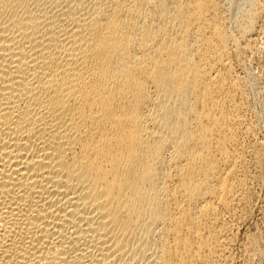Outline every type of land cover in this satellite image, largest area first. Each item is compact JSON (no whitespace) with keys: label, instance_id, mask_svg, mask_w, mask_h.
<instances>
[{"label":"bare ground","instance_id":"obj_1","mask_svg":"<svg viewBox=\"0 0 264 264\" xmlns=\"http://www.w3.org/2000/svg\"><path fill=\"white\" fill-rule=\"evenodd\" d=\"M262 18L264 0H0V264H235Z\"/></svg>","mask_w":264,"mask_h":264},{"label":"rangeland","instance_id":"obj_2","mask_svg":"<svg viewBox=\"0 0 264 264\" xmlns=\"http://www.w3.org/2000/svg\"><path fill=\"white\" fill-rule=\"evenodd\" d=\"M255 41V48L247 52L246 61L255 77L256 87L252 96L254 98L255 95L256 99H254L258 107L264 110V18L258 25ZM244 73H247L246 70H241V74L244 75ZM263 131L261 136L264 135ZM250 168L254 181L251 180V202L249 201V207H251L240 223V236L234 247V252H237L235 264H264V164L251 165Z\"/></svg>","mask_w":264,"mask_h":264}]
</instances>
